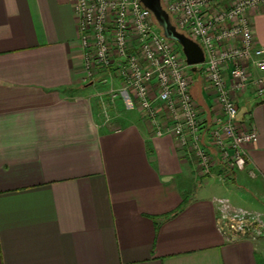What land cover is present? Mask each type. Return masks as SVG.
<instances>
[{"label": "crops", "instance_id": "crops-1", "mask_svg": "<svg viewBox=\"0 0 264 264\" xmlns=\"http://www.w3.org/2000/svg\"><path fill=\"white\" fill-rule=\"evenodd\" d=\"M74 1L0 0V264H264V237L230 240L213 202L264 218V96L235 95L259 134L248 167L216 155L204 175L133 92L112 99L115 66L86 78ZM253 26L264 46V5ZM195 72L209 127L219 106Z\"/></svg>", "mask_w": 264, "mask_h": 264}, {"label": "built area", "instance_id": "built-area-1", "mask_svg": "<svg viewBox=\"0 0 264 264\" xmlns=\"http://www.w3.org/2000/svg\"><path fill=\"white\" fill-rule=\"evenodd\" d=\"M161 2L176 28L204 51L199 71L219 106L212 125L208 127L193 97V67L182 49L162 35L141 0L74 1L86 78L115 66L122 86L111 92L112 99L133 92L156 136L171 134L204 175H211L216 155L229 171H244L259 134L256 128L240 127L235 95L252 88L257 97L264 96V46L256 44L253 26V12L264 0ZM213 202L218 207V227L230 240L264 237L261 214L224 198Z\"/></svg>", "mask_w": 264, "mask_h": 264}, {"label": "water", "instance_id": "water-1", "mask_svg": "<svg viewBox=\"0 0 264 264\" xmlns=\"http://www.w3.org/2000/svg\"><path fill=\"white\" fill-rule=\"evenodd\" d=\"M141 3L152 13L162 35L166 39L180 45L187 63L193 67V71H197V66L203 64L205 61L202 47L176 28L164 9L161 0H141Z\"/></svg>", "mask_w": 264, "mask_h": 264}, {"label": "rangeland", "instance_id": "rangeland-1", "mask_svg": "<svg viewBox=\"0 0 264 264\" xmlns=\"http://www.w3.org/2000/svg\"><path fill=\"white\" fill-rule=\"evenodd\" d=\"M180 49V48H179ZM200 68H202V65H200V66H198V70H197V72H195V76H200L201 75V73H200Z\"/></svg>", "mask_w": 264, "mask_h": 264}, {"label": "trees", "instance_id": "trees-1", "mask_svg": "<svg viewBox=\"0 0 264 264\" xmlns=\"http://www.w3.org/2000/svg\"><path fill=\"white\" fill-rule=\"evenodd\" d=\"M177 44V43H176ZM179 47H180V45L179 44H177ZM181 48V47H180Z\"/></svg>", "mask_w": 264, "mask_h": 264}]
</instances>
